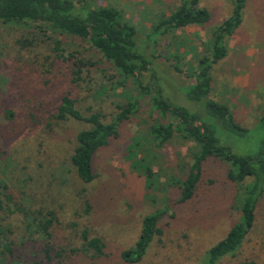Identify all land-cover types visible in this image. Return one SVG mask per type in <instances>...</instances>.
Segmentation results:
<instances>
[{
  "label": "rangeland",
  "instance_id": "rangeland-1",
  "mask_svg": "<svg viewBox=\"0 0 264 264\" xmlns=\"http://www.w3.org/2000/svg\"><path fill=\"white\" fill-rule=\"evenodd\" d=\"M178 3L91 0L93 5L117 8L122 19L135 27L136 40L148 46L146 55L150 50L157 55L153 68L165 96L191 111L203 112L198 103L185 98L182 87L190 67L208 53L210 29L228 16L230 0H198L210 12L208 22L173 29L150 44L146 39L150 25ZM23 38L31 44L18 42ZM52 38L61 41V57L52 49ZM226 44V55L210 70V97L227 105L245 131L233 133L216 124L214 136L232 152L246 154L264 139V127L258 120L264 112V0H246L241 23ZM69 52L87 63L75 81L71 60H65ZM120 79L113 65L85 40L49 31L43 34L26 23L0 24V186L8 187L11 198L28 216L3 204L0 192V264H57L54 257L45 256L43 239L33 226L36 220L32 226L27 224L33 217L42 219L46 211L53 213L49 231L54 251L50 256L59 246L79 247L80 231L85 229L88 237H98L105 244L113 264H128L119 263L118 254L132 245L141 217L155 209L165 210L158 224L160 233L142 259L130 264H200L204 251L238 218L245 182H231L226 177L227 164L217 159L204 165L192 197L178 201L180 181L197 144L178 135L161 147L147 141L142 132L155 113L144 98L121 126L119 137L96 151L94 178L88 183L77 178L68 158L75 145L74 134L87 124L55 119V104L60 95L68 94L83 115L97 113L108 121L117 105L136 96L134 81L127 78L118 85ZM23 104L35 108V127L22 121ZM133 140L140 146L135 154L127 151ZM136 158H142L153 173L148 187L133 166ZM73 256L70 264L89 263L81 253ZM239 262L264 264V192L241 245L217 264Z\"/></svg>",
  "mask_w": 264,
  "mask_h": 264
},
{
  "label": "trees",
  "instance_id": "trees-1",
  "mask_svg": "<svg viewBox=\"0 0 264 264\" xmlns=\"http://www.w3.org/2000/svg\"><path fill=\"white\" fill-rule=\"evenodd\" d=\"M197 2L198 0H179L168 15L153 22L146 35L150 44L154 45L160 37L173 29L204 25L208 22L209 10L199 6ZM245 3L246 0H230L228 16L210 29L208 53L200 55L196 65L189 69L187 83L182 90L187 100L202 107L203 112H196L165 96L160 89L158 74L153 68V58L157 55L153 50L146 55L148 50L145 51V48L148 46H142L136 40L135 27L122 19L117 8L93 5L91 0H0V24L26 23L43 34L49 31L51 34L85 40L96 53L113 65L121 77L117 81L118 85H123L127 78L135 83L136 96L117 105V111L108 121L101 119L97 113L83 115L68 94H62L58 98L54 107L55 119L71 118L87 124L86 128L74 134L75 145L68 158L80 181L88 183L94 178L93 159L96 151L119 137L121 126L136 112L138 101L144 98L155 113L153 122L142 132L145 138L148 137L147 141L155 147H161L173 135H178L197 144V148L190 155L187 171L180 181L179 202L192 197L209 159H217L227 164L226 177L231 182H245L238 201V218L220 239L204 251L200 264H217L222 257L234 254L253 226L257 201L264 192V139L260 140L252 152L246 154H236L229 147L218 143L214 136L216 124L233 133L240 134L245 129L236 123L227 105L210 97L211 67L226 55L227 39L241 23ZM18 42L31 44V40L27 38ZM52 43L53 51L61 57V41L52 38ZM65 60H71V72L75 81L87 63L72 52L68 53ZM21 108L22 121L35 127L38 123L34 121L35 108L29 104H23ZM258 120L264 127V112ZM138 147V140H133L127 151L135 154L134 149ZM143 162L142 158H136L133 166L141 172L148 187L153 180V173ZM0 188L3 204L11 206L14 211L27 218L26 211L11 198L8 187L2 183ZM85 207V210L89 208L87 202ZM164 212V209H155L141 217L132 245L118 254L119 263H136L142 259L154 236L160 233L158 224ZM42 216V219L31 218L27 224L32 226V222L36 220L33 226L43 239V250L49 260L54 257L57 264H70L74 263L73 255L81 253L89 259L88 264H113L105 244L98 237H88L85 229L80 231L79 247L59 246L55 248V254L50 256V251H54L51 243L54 237L49 231L53 213L46 211Z\"/></svg>",
  "mask_w": 264,
  "mask_h": 264
}]
</instances>
